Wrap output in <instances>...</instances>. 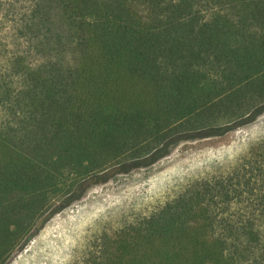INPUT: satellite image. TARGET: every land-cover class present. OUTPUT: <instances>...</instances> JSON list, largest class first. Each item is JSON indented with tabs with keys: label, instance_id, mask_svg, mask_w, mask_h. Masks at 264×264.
Instances as JSON below:
<instances>
[{
	"label": "trees",
	"instance_id": "1",
	"mask_svg": "<svg viewBox=\"0 0 264 264\" xmlns=\"http://www.w3.org/2000/svg\"><path fill=\"white\" fill-rule=\"evenodd\" d=\"M0 14V264L88 185L168 156L185 124L218 137L264 114V0H6ZM241 101V119L212 125ZM260 158L83 264H264Z\"/></svg>",
	"mask_w": 264,
	"mask_h": 264
},
{
	"label": "rangeland",
	"instance_id": "2",
	"mask_svg": "<svg viewBox=\"0 0 264 264\" xmlns=\"http://www.w3.org/2000/svg\"><path fill=\"white\" fill-rule=\"evenodd\" d=\"M246 104L241 101L240 107L218 114L212 125L237 122L250 111L252 106ZM180 130L189 139L173 145L168 156L149 166L116 171L109 181L88 185L70 206L49 212L43 228L34 230L5 264H83L90 255H97L105 237L162 211L198 184L254 170L255 159L264 156V114L218 137L201 138L199 127L191 123ZM257 178L254 188H258ZM239 206L226 208L227 217L244 215L236 212L240 210L260 209L257 201Z\"/></svg>",
	"mask_w": 264,
	"mask_h": 264
}]
</instances>
